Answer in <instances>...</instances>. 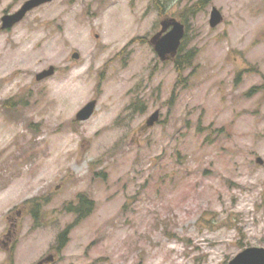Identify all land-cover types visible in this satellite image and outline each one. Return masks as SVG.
<instances>
[{"label": "rangeland", "instance_id": "374dc122", "mask_svg": "<svg viewBox=\"0 0 264 264\" xmlns=\"http://www.w3.org/2000/svg\"><path fill=\"white\" fill-rule=\"evenodd\" d=\"M162 2L54 0L0 30V264H225L264 247V0ZM166 17L185 27L181 76L149 43ZM78 194L92 205L73 224Z\"/></svg>", "mask_w": 264, "mask_h": 264}, {"label": "water", "instance_id": "95a60500", "mask_svg": "<svg viewBox=\"0 0 264 264\" xmlns=\"http://www.w3.org/2000/svg\"><path fill=\"white\" fill-rule=\"evenodd\" d=\"M53 0H25L21 6L12 13H7L1 17V29H8L18 23L26 13L39 5L51 2ZM223 17L221 12L213 6L210 11L209 24L211 27L217 26ZM185 34V27L182 22L175 18L166 17L160 22V29L149 40L157 56L165 61L176 55L177 50L181 44V40ZM72 58H77L78 53L74 52L71 55ZM55 69L52 65L42 71L36 73L35 80L40 81L54 74ZM96 100L88 101L83 107H81L75 114L77 121L87 120L93 113ZM159 118V111L155 110L145 120V126H152ZM257 163H262L260 157L256 158ZM52 255H48L37 262L42 264L43 262L52 261ZM225 264H264V247L263 246H248L240 250L234 257H232Z\"/></svg>", "mask_w": 264, "mask_h": 264}, {"label": "trees", "instance_id": "16d2710c", "mask_svg": "<svg viewBox=\"0 0 264 264\" xmlns=\"http://www.w3.org/2000/svg\"><path fill=\"white\" fill-rule=\"evenodd\" d=\"M154 5L158 8L161 9V4L163 3L162 0H153ZM185 36V35H184ZM184 43V37L182 39V42L178 48V51L176 55L174 56V66L175 70L178 73L179 76H181L182 72L187 68L186 62L188 60H183L182 57L179 54V52L182 50V46ZM32 206L38 208V206H42V203L38 202L37 200L32 201ZM92 202L90 199H88L84 194H78L76 201H69L64 205V209L66 211L72 212L76 215L74 223L77 224L79 223L89 212L91 209ZM33 207V208H34ZM36 210V209H35ZM34 210V214L35 211ZM69 232V228L67 227L63 231H61L56 240V249L59 250L62 248L67 240V235Z\"/></svg>", "mask_w": 264, "mask_h": 264}, {"label": "flooded vegetation", "instance_id": "af4514ba", "mask_svg": "<svg viewBox=\"0 0 264 264\" xmlns=\"http://www.w3.org/2000/svg\"><path fill=\"white\" fill-rule=\"evenodd\" d=\"M43 5V4H42ZM42 5H40V6H42ZM40 6H37L36 8H38V7H40ZM31 11V10H30ZM13 11L12 10H8V11H4L2 14H1V16H0V23H1V17H2V15H4V14H7V13H12ZM1 25V24H0ZM16 25V24H15ZM0 30L1 31H3L1 28H0Z\"/></svg>", "mask_w": 264, "mask_h": 264}]
</instances>
